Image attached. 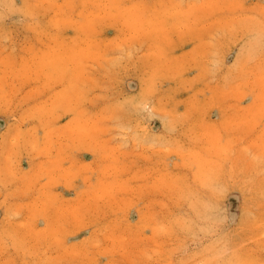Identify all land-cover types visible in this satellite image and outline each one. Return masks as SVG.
<instances>
[{
  "label": "rangeland",
  "instance_id": "obj_1",
  "mask_svg": "<svg viewBox=\"0 0 264 264\" xmlns=\"http://www.w3.org/2000/svg\"><path fill=\"white\" fill-rule=\"evenodd\" d=\"M0 264H264V0H0Z\"/></svg>",
  "mask_w": 264,
  "mask_h": 264
}]
</instances>
